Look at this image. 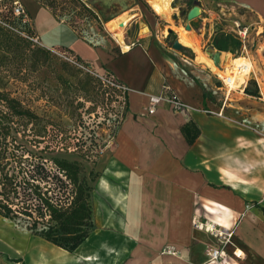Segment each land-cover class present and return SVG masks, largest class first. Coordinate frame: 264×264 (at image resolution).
I'll return each instance as SVG.
<instances>
[{
  "label": "crops",
  "instance_id": "obj_1",
  "mask_svg": "<svg viewBox=\"0 0 264 264\" xmlns=\"http://www.w3.org/2000/svg\"><path fill=\"white\" fill-rule=\"evenodd\" d=\"M20 2L44 45L67 48L94 68L109 70L130 92L108 152L119 175L106 171L94 185L95 227L89 237L69 252L6 225L0 215V264H213L207 247L214 239L192 225L194 217L237 223L234 245L226 248L229 257L215 264H264V132L256 134L226 121L223 114L203 111L223 108L224 113L226 102L215 103L218 87L201 68L204 64L167 43L171 24L134 0H89L97 20L107 26L106 20L116 18L123 30L120 40L101 34L94 38L67 21L57 2ZM192 2L189 10L198 5L208 20L215 13L264 25V0ZM189 23L194 33L202 29ZM165 82L190 108L174 112L161 104L154 114H146L148 95L159 94ZM220 90L225 96L223 86ZM189 121L199 128L192 144L181 132ZM108 177L124 178V188ZM167 248L176 253H166ZM234 249L244 256L234 257Z\"/></svg>",
  "mask_w": 264,
  "mask_h": 264
},
{
  "label": "rangeland",
  "instance_id": "obj_2",
  "mask_svg": "<svg viewBox=\"0 0 264 264\" xmlns=\"http://www.w3.org/2000/svg\"><path fill=\"white\" fill-rule=\"evenodd\" d=\"M13 1L5 0L0 3V14L8 16L7 20L10 23L27 34L33 32L28 17L15 16L13 13L11 15ZM44 1L48 2V0ZM83 1L87 4H85L87 8L91 6L89 0ZM156 1L158 0H150V5L148 0H134L141 7H150L151 9H154L153 4ZM166 1L168 0H161L163 4ZM55 2L60 7L59 9H65L67 21L81 26L85 30L84 33L90 34L94 38H99V34L110 39L112 36L118 39L122 38L123 31L116 18H110L112 19H109L110 21L106 20L104 23L108 21L107 27L106 24L101 23L99 18L98 20L95 18L91 10L83 6L81 0H55ZM192 4V0H176L174 7L171 8L168 4V12L165 15L158 14L155 9V11L152 10L165 23L172 26V32L170 31L171 33L167 37L169 45L172 46L175 40L181 41L180 29L190 31L197 37L198 47L181 41L184 47L180 51L188 59H194L196 64H204L203 66L200 65L201 68L210 74L214 84L218 87L214 90V100L219 106L223 104L225 96L220 90V86L223 85L217 74L224 73L222 71L225 69L226 61L230 63L233 58L240 55L251 59L259 81L253 71L246 78L245 83H240L241 78L237 74L226 73L235 76V84L238 83L239 86L235 85V89L231 90L226 101L223 118L232 124L251 128L256 134L261 135L264 132V30H262L264 25L256 27L253 24L250 35L254 41L247 46V51H242L241 46L235 50L229 48L221 51L219 63L215 64L211 53L218 49L214 47L210 49L214 32L232 28L235 18L225 19L226 17L222 15L218 18L215 13H211L209 15L210 20H208L202 15H197L191 20V24L194 22L195 27H202V29H195L194 33L185 27L188 22L186 13ZM108 28L116 32L117 35ZM261 30L260 34L256 33ZM26 33L24 34L27 35ZM40 48L44 47L36 44L30 45L24 51L21 63L19 60L22 50L12 46L6 55L9 61L6 62V65L1 66L3 71L0 76L3 77L1 81L3 89L18 99L24 108L30 109L37 115L33 123L27 125H24V119H18L19 131L16 133L18 141L28 147L35 155H44L47 159L64 157L69 160H77L80 162L85 176L88 179L91 177L94 179V185L106 171L108 174L118 176L119 166L109 157L108 152L115 143L116 133L120 125H112L109 122L114 120V113H117V109L110 107L109 104L108 106L105 105L106 90L94 77L64 62L47 51L46 48L44 49L48 53ZM250 79L255 80L259 96H253L244 91V84L250 89L253 88ZM223 89L225 90L224 86ZM209 114L214 115V113ZM93 137L98 139V145L102 151H95L92 148L90 141ZM48 167L53 174L58 173L51 160ZM108 181L123 188L126 182L124 178L117 180L112 177H108ZM50 184L54 187L53 191L57 193L54 178L50 180ZM249 209L250 206L246 205L245 210ZM4 219L6 225L30 232L26 229L25 222L18 221L15 223L9 219ZM236 224L220 223L222 226H232L234 229ZM213 239L214 244L218 242L214 237ZM232 245H234L233 238L231 245L228 246ZM227 256L229 257V254L226 251L224 258Z\"/></svg>",
  "mask_w": 264,
  "mask_h": 264
},
{
  "label": "trees",
  "instance_id": "obj_3",
  "mask_svg": "<svg viewBox=\"0 0 264 264\" xmlns=\"http://www.w3.org/2000/svg\"><path fill=\"white\" fill-rule=\"evenodd\" d=\"M53 2L55 0H48V3ZM82 4L86 7L83 1ZM12 7L13 4L11 15ZM7 19L8 16L0 14V73L3 71L1 66L9 61L6 55L12 46L22 50L19 60L22 63L24 51L34 45L22 35L26 32ZM239 46V40L224 31L216 32L212 39V47L219 51L235 50ZM2 79L0 76V215L15 223L25 222L26 229L33 235L73 252L95 227L94 179L85 176L77 160L47 159L44 155H35L18 141V119H24V125H27L33 123L37 115L3 89ZM249 81L253 88L245 86L244 91L259 96L255 80ZM181 132L187 143L192 144L199 135V128L189 121L182 126ZM50 160L58 173L53 174L49 169ZM52 178L57 193L50 184Z\"/></svg>",
  "mask_w": 264,
  "mask_h": 264
},
{
  "label": "built area",
  "instance_id": "obj_4",
  "mask_svg": "<svg viewBox=\"0 0 264 264\" xmlns=\"http://www.w3.org/2000/svg\"><path fill=\"white\" fill-rule=\"evenodd\" d=\"M83 1V0H82ZM12 7V13L15 16L27 17L26 9L24 5L20 2V0H14ZM84 2V1H83ZM86 4V3H85ZM87 5V4H86ZM253 27L252 23H242L238 20L234 21V26L224 31L236 39L239 40L242 51H247V46L252 44L254 39H251L250 31ZM264 30V29H262ZM257 33V32H256ZM25 37L29 38L33 44L40 45L46 48L49 52L59 57L64 62L70 64L71 66L79 69L80 71L89 74L94 77L99 84L106 90L105 91V105L110 107H114L117 109V113H114V120L108 119L112 125H119L125 117L128 96L130 92V88L127 84L119 80L112 72L106 69H96L89 62L85 61L77 54L72 52L67 48L56 47V46H46L44 45L39 36L34 33L31 36H27L22 33ZM132 44V43H131ZM129 45L124 46V48H128ZM220 79L222 85L225 88V100L227 101V97L231 92L230 87V79L227 76H223L217 74ZM246 84H244V87ZM161 104H167L174 112H182L188 110L190 107L186 104L175 92L172 86L165 82L162 85V90L159 94H149L148 101L146 105V114L151 115L154 114L157 108ZM222 109L220 111L215 112L211 109H203L206 113H216L218 115H222ZM111 114V113H110ZM108 122V123H109ZM93 140V141H92ZM90 141L92 148L95 151H102V148L98 145V139L93 137ZM192 225L199 229L203 230L209 234H211L218 242L212 246L207 247L208 254V262L209 263H217L220 259H223L226 256V248L228 245H231V240L234 235V227L232 226H222L219 223L215 222H204L201 219L194 217L192 219ZM166 253L175 254L176 251L172 248H167L164 250ZM232 255L236 258H241L244 256L243 252H238V249H234L232 251Z\"/></svg>",
  "mask_w": 264,
  "mask_h": 264
},
{
  "label": "bare ground",
  "instance_id": "obj_5",
  "mask_svg": "<svg viewBox=\"0 0 264 264\" xmlns=\"http://www.w3.org/2000/svg\"><path fill=\"white\" fill-rule=\"evenodd\" d=\"M168 4H170V6L172 8L176 4V0H172V1L168 0V1H166L165 4H163L161 2V0H158L153 4V7L158 14L165 15L168 12V7H167ZM120 34L122 35V32ZM179 36H180L181 41L183 43L191 44V45H194L195 47H198L199 41H198L197 37L195 35H193L190 31H183L182 29H180L179 30ZM224 66H225V69H224V71H222L224 73H221L220 75L229 77L231 90L235 89L236 86L238 87L239 84L238 83L235 84V76H232V74H226L227 72L237 74L238 77L241 78L240 83H245L246 78L250 76V73L252 71H254V73H255V71H256V68H255L253 62L251 61V59L246 57V56H243V55H240L236 58H233L230 63H227V61H226ZM256 74H257V72H256ZM257 79L259 81L258 76H257Z\"/></svg>",
  "mask_w": 264,
  "mask_h": 264
},
{
  "label": "water",
  "instance_id": "obj_6",
  "mask_svg": "<svg viewBox=\"0 0 264 264\" xmlns=\"http://www.w3.org/2000/svg\"><path fill=\"white\" fill-rule=\"evenodd\" d=\"M197 15H200V8L198 5H195L194 7H192L187 13H186V19L188 20L187 24H186V28L187 29H191V25L189 23V21H191L194 17H196ZM175 17V16H174ZM172 47L174 49L177 50H182L183 49V44H181L178 40H175L172 44ZM210 49H213L212 46H210ZM220 55H221V51L219 50H214L211 53V57L212 60L214 61L215 64L219 63L220 60Z\"/></svg>",
  "mask_w": 264,
  "mask_h": 264
}]
</instances>
